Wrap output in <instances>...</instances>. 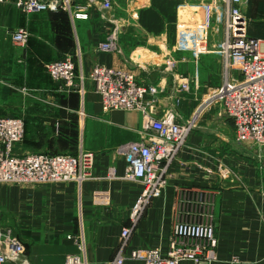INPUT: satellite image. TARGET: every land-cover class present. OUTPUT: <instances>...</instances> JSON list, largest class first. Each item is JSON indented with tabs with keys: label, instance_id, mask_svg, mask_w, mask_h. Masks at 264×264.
Instances as JSON below:
<instances>
[{
	"label": "crops",
	"instance_id": "crops-1",
	"mask_svg": "<svg viewBox=\"0 0 264 264\" xmlns=\"http://www.w3.org/2000/svg\"><path fill=\"white\" fill-rule=\"evenodd\" d=\"M100 1L89 9L90 17L85 20H72L66 11L51 12L54 33L47 36L32 35L17 18L14 25L8 22L7 7L16 5V0L0 5V28L11 41L20 28L30 34L23 58L18 60L27 64L25 70L10 68L16 61L13 53H19L11 47L2 58L1 75L49 81L52 78L46 65L69 56L77 72L91 82L90 101L85 96L82 106L85 118L79 117L80 149L73 155L80 150L95 154L92 176L81 185L67 182L0 188L1 216L3 211L13 212L20 231L15 236L25 248L22 261L15 264H64L66 255L79 253V237L84 238L88 263L106 264L122 249V229L132 225L130 214L142 185L123 179L128 161L118 149L141 140L143 116L135 110L105 113L90 79L94 67L127 70L140 83L157 85L163 90L155 115L162 117L175 110L182 123L195 115L203 95L224 80L221 0H113L114 8L107 13L100 9ZM77 3L84 5L86 0ZM204 4L210 5L206 13L200 12ZM199 23L205 33L198 32ZM178 29L186 31L181 38ZM111 35H115L116 49L101 51L99 44ZM171 59L176 62L173 69L167 65ZM180 75L190 80L189 91L182 94L177 93ZM3 103L10 104L7 98L0 99ZM19 118L25 123V136L15 149L17 155L62 154L53 151L48 139L39 144L46 131L44 125L27 115ZM46 119L42 117L41 121L47 123ZM233 138L234 123L220 109L213 108L198 117L168 167L166 189L160 197L151 199L133 229L125 247L127 253L137 248H165L177 216L186 217L191 210H198L197 191L211 188L216 191L215 227L219 238L218 257L213 264H264V147L239 144Z\"/></svg>",
	"mask_w": 264,
	"mask_h": 264
},
{
	"label": "built area",
	"instance_id": "built-area-1",
	"mask_svg": "<svg viewBox=\"0 0 264 264\" xmlns=\"http://www.w3.org/2000/svg\"><path fill=\"white\" fill-rule=\"evenodd\" d=\"M248 0H221L223 4L224 37L220 45L224 57L222 85L203 95L192 119L178 120L175 110L162 117L155 115L156 104L163 89L157 85L140 83L135 74L104 65L94 67L90 79L100 96L105 113L116 110H135L143 116L140 141L123 145L118 152L127 158L124 180L142 185V192L132 207L131 227L121 231L122 249L106 264H213L218 257L219 238L215 227V190L199 189L198 210L186 217L179 214L165 248H137L126 252L125 247L142 212L152 198L160 197L168 185L167 170L184 146L196 120L204 112L218 108L234 123L237 143H252L264 147V40L249 33V21L242 7ZM5 0H0V5ZM98 0H16V5L27 14L66 11L72 20L89 19V9ZM102 12L114 8L113 0H101ZM186 31L184 30V33ZM180 38L183 35H179ZM30 34L20 28L12 34V41L25 46ZM179 38V39H180ZM101 51L116 49L115 35L99 44ZM169 69L176 62L168 61ZM47 73L60 87L85 90L86 77L77 72L72 57H64L46 65ZM190 89L188 77L180 75L177 93ZM82 118L85 112L79 113ZM25 136L23 119L0 117V183L31 185L42 183L76 182L81 185L92 176L95 154L80 150L77 155L32 152L17 155L15 149ZM222 167V166H220ZM223 169V167H222ZM224 170V169H223ZM100 202H104L101 200ZM104 204V203H101ZM79 253L66 255L64 264H89L84 238H76ZM25 248L12 229L2 221L0 212V264L22 261Z\"/></svg>",
	"mask_w": 264,
	"mask_h": 264
},
{
	"label": "rangeland",
	"instance_id": "rangeland-1",
	"mask_svg": "<svg viewBox=\"0 0 264 264\" xmlns=\"http://www.w3.org/2000/svg\"><path fill=\"white\" fill-rule=\"evenodd\" d=\"M5 3H7L6 0ZM208 7H210V5H200V12L203 11V13H206ZM7 8L9 10L6 11V16L8 15L9 23H13L14 25L17 18L18 23L27 27L32 35L40 33L44 36H47L52 32L54 33V25L52 20L49 18L51 12L27 14L23 12L22 9H20L17 5H9ZM242 9L249 21L250 34L253 37L264 40V0H248L247 4L244 5ZM2 10H4V8H2ZM199 25L200 28L198 32L205 33L206 29L202 28V23H199ZM183 34V29L177 30L178 36ZM73 36H75L74 27ZM26 46L27 45L18 46L13 44L10 36L4 33V28H0V68L3 64L2 58H5L6 56V49L12 47L11 51L17 48L16 51L19 53H13L16 61L12 64V67L10 66V68L25 70L27 64L25 62L19 63L18 60L23 58L22 51ZM75 52L78 53V50H75ZM78 60L80 63V56ZM90 83L91 82L88 81L86 77L84 88L85 92L82 94L78 89L67 90L62 88L51 79L49 81H37L35 79H28L24 81L21 77H6L0 74V99L7 98L8 102L10 103L9 105H4V103L0 104V117H4V115L16 117L20 116L23 118L24 115L30 116L33 122L44 125L46 129V131H44L43 137L40 138L39 144H43V139H48L49 144L52 143V145H54L55 150L53 151H55V153L75 154L80 149L79 119L82 116L79 113L82 109H84L82 106H84L85 96L88 97L89 95L88 84ZM220 86L216 87L215 89L219 88ZM88 101H90V97H88ZM42 117H47L48 120H46L48 122L44 123L41 121ZM84 118L85 117H83V119ZM101 126L104 127L105 125ZM89 129L90 128H88L86 131L87 137L89 136ZM96 129H99V127ZM48 130L52 132H49ZM18 186L22 185L13 183H0V188L9 189ZM146 208L147 207L144 208L140 219L144 215ZM1 217L2 221L12 229L14 235L20 234V231H18L16 228V221L13 212L3 211Z\"/></svg>",
	"mask_w": 264,
	"mask_h": 264
},
{
	"label": "trees",
	"instance_id": "trees-1",
	"mask_svg": "<svg viewBox=\"0 0 264 264\" xmlns=\"http://www.w3.org/2000/svg\"><path fill=\"white\" fill-rule=\"evenodd\" d=\"M62 11V10H61ZM58 12H60V11H58Z\"/></svg>",
	"mask_w": 264,
	"mask_h": 264
}]
</instances>
